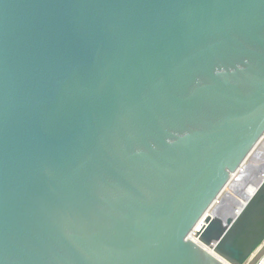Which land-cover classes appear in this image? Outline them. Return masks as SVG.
<instances>
[{"label":"water","instance_id":"water-1","mask_svg":"<svg viewBox=\"0 0 264 264\" xmlns=\"http://www.w3.org/2000/svg\"><path fill=\"white\" fill-rule=\"evenodd\" d=\"M263 137L264 0H0V264H245Z\"/></svg>","mask_w":264,"mask_h":264},{"label":"built area","instance_id":"built-area-1","mask_svg":"<svg viewBox=\"0 0 264 264\" xmlns=\"http://www.w3.org/2000/svg\"><path fill=\"white\" fill-rule=\"evenodd\" d=\"M262 145H264V137L258 146L261 147ZM247 163L248 161L243 166L245 167ZM245 264H264V244L257 250V252Z\"/></svg>","mask_w":264,"mask_h":264},{"label":"bare ground","instance_id":"bare-ground-1","mask_svg":"<svg viewBox=\"0 0 264 264\" xmlns=\"http://www.w3.org/2000/svg\"><path fill=\"white\" fill-rule=\"evenodd\" d=\"M249 168L252 169L254 172L256 171L257 173H259V171L264 169V150H263V154L258 159H254V161L252 162ZM239 173H242V171H239ZM238 174L236 175L238 176ZM236 175H234L233 179L235 178Z\"/></svg>","mask_w":264,"mask_h":264},{"label":"rangeland","instance_id":"rangeland-1","mask_svg":"<svg viewBox=\"0 0 264 264\" xmlns=\"http://www.w3.org/2000/svg\"><path fill=\"white\" fill-rule=\"evenodd\" d=\"M236 176H237V175H236ZM236 176H235V177H236ZM227 189H228V188H227Z\"/></svg>","mask_w":264,"mask_h":264}]
</instances>
